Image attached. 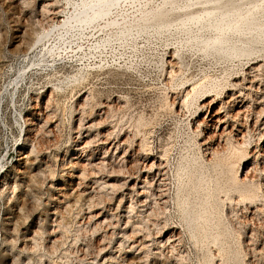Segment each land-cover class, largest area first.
I'll return each mask as SVG.
<instances>
[{
	"label": "rangeland",
	"instance_id": "1",
	"mask_svg": "<svg viewBox=\"0 0 264 264\" xmlns=\"http://www.w3.org/2000/svg\"><path fill=\"white\" fill-rule=\"evenodd\" d=\"M81 2L0 0V264H264L263 207L218 193L214 246L189 221L205 195L176 194L200 162L210 191L234 171L264 193V42L205 50L214 31L180 20L195 0H118L90 22Z\"/></svg>",
	"mask_w": 264,
	"mask_h": 264
},
{
	"label": "bare ground",
	"instance_id": "2",
	"mask_svg": "<svg viewBox=\"0 0 264 264\" xmlns=\"http://www.w3.org/2000/svg\"><path fill=\"white\" fill-rule=\"evenodd\" d=\"M117 2L118 0H82L81 4L79 3L81 16L77 20H79V22H82V21L90 22L92 20H96L99 17L105 16L110 12L111 8ZM194 3L201 4L204 7L201 6L200 9H197L193 12H190L189 14L184 15L183 17L180 18V20L181 21L192 20L195 23L200 24L199 25L200 30L211 29L214 31V34L212 36H208L206 38L200 37L199 40L197 41V42H200L201 46L205 50L219 53V54L228 53V54L236 55V54L245 53L247 50H249V48H251L252 45L257 44L259 41L264 42V0H195ZM165 5H166V2L161 4V7L159 6L158 9L152 12L151 18L155 20V23L157 22L158 24H162L166 22L167 17L173 13L174 11L173 7H170L169 9H164ZM43 33L40 37H38L37 35L38 38L37 37L36 38L38 41H40L43 38V35H44ZM196 38L198 37L196 36ZM54 53H56L55 49L48 48L46 51L40 54L39 61L42 63H46L48 59H52V57L54 56ZM39 64L40 63H38V65ZM33 68H37V67L35 66L29 67L27 65V66H23L22 68H20L15 74L16 76L13 78V81L11 83V88L15 91L18 90L22 84L21 81L25 80V78L27 77L26 75ZM203 86H205L204 89H202V84H201L200 89H196L195 87L192 88V93L190 94L189 100L186 103L187 107L190 106L191 104L192 105L195 104L197 100L203 98L204 95L205 97L208 96L209 92L215 90V87L217 86V84L213 82L211 83L210 87L207 86L208 88L206 87V85H203ZM188 95L189 93L186 94V96ZM25 120L26 119L23 120L24 123H26ZM196 158H198V156H195L194 161L197 160ZM202 164L203 163L200 162L198 167L195 165H193L194 167L192 165H189L190 168L187 167L188 165L186 166L187 169L185 168L184 171L187 174V179H186L187 182L185 180L186 183H184L185 185L182 187L184 178H182L183 176L180 177L182 179H181L180 184L177 185L178 187L176 188L177 190L176 194L177 196H179L180 193L182 194L184 192H186L187 194L194 193L198 195L196 199L199 197V195H202V196L205 195V197L202 198V200H200L201 201L200 206H199V208L201 207L200 210H197L196 212H194V217L193 218L191 217L189 221L193 222V225L199 228V231L200 230L203 231L204 236L206 238L211 239V243L214 246H216L219 243L220 239L222 241V237H225V233H224V229L220 228L221 223L219 219L217 218L218 220L214 221L216 219V216H215L216 209L214 205L215 196L218 193L223 192L224 195H228L229 197L228 193L230 189H233L234 191L237 192L238 199L234 198L235 201L237 200V203L243 204L245 202V203H248L247 205H252L255 207V210L254 211L252 210L253 211L252 214L254 215L256 219V216L259 215L257 214V212H260L262 207L264 208V193L263 194L257 193V191L259 192L261 191L258 190V188H255L253 179L248 180L249 182L247 181L244 182V180H242L241 182L240 180L238 181L234 174V171H231L230 176H226L225 172L223 171L221 175L222 180L220 184H218V186L214 188L213 191H210L209 182L204 180V177L202 178V177L196 176L197 175L196 172L199 171L198 168L202 169L201 168ZM261 169L264 170V168H261ZM200 171L202 174V170ZM183 173H180V176ZM230 179H232V183L228 182V180ZM198 202H199V199H198ZM244 206L243 208H246ZM260 213L262 214V212ZM251 217L253 218V216ZM260 217L258 216L257 220ZM253 221H254V218H253ZM260 222H263V221H259V223ZM258 226L260 227V225ZM254 230L255 229H252V231ZM253 237L254 236H250V240L253 239Z\"/></svg>",
	"mask_w": 264,
	"mask_h": 264
}]
</instances>
